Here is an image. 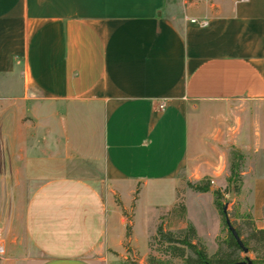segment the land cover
<instances>
[{
  "label": "crops",
  "instance_id": "0c3cea01",
  "mask_svg": "<svg viewBox=\"0 0 264 264\" xmlns=\"http://www.w3.org/2000/svg\"><path fill=\"white\" fill-rule=\"evenodd\" d=\"M230 149L264 157V0H0V264H126L121 192Z\"/></svg>",
  "mask_w": 264,
  "mask_h": 264
},
{
  "label": "rangeland",
  "instance_id": "374dc122",
  "mask_svg": "<svg viewBox=\"0 0 264 264\" xmlns=\"http://www.w3.org/2000/svg\"><path fill=\"white\" fill-rule=\"evenodd\" d=\"M240 151V150H239ZM243 153V151H242ZM251 170L250 176H264V157L260 155H249L242 159V163L237 169L239 179L242 182L241 173ZM226 177L222 176L218 181L200 179L196 182L187 181L182 173L177 175V190L174 192L167 183H148L141 189L139 200L136 197L141 185L135 184L132 189V197L126 195V191L121 192V199L129 206L127 210H121L125 217L124 236L122 239L123 248L125 249V263H138L142 260L145 262L146 256L151 253L157 256L152 249L148 247V240L154 235L155 229L160 225L164 230L175 231L182 229L185 223L192 225L195 229L196 236L205 248L207 254H212L216 248V242L225 237L226 230L223 227L221 219L213 205L212 191H219L222 195L221 202L226 206L228 220L234 221L237 217H243L249 213V194L241 186L234 190L232 186L227 185L228 176V159H225ZM249 176V175H248ZM203 181H209L211 191L200 194L192 192L186 187V183L199 184ZM136 194V195H135ZM182 204L184 207L183 222L178 221L171 210L175 204ZM118 202V200H117ZM148 230V238H146ZM0 263L1 258L5 256L2 238H0ZM253 258L252 255L248 256Z\"/></svg>",
  "mask_w": 264,
  "mask_h": 264
},
{
  "label": "trees",
  "instance_id": "16d2710c",
  "mask_svg": "<svg viewBox=\"0 0 264 264\" xmlns=\"http://www.w3.org/2000/svg\"><path fill=\"white\" fill-rule=\"evenodd\" d=\"M243 157L244 153L237 149H230L227 152L228 176L226 182L234 190H238L241 184L237 169L242 163ZM186 187L194 193H206L209 191V181L199 184L187 182ZM212 196L213 205L226 230L225 237L216 242L214 252L207 254L196 236L194 227L188 223H185L182 229L175 231L164 230L158 225L154 235L148 240L149 249H152L153 245L156 246L154 251L157 256L149 253L144 264H238L245 260L252 264H264V227L256 228L249 213L229 222L226 206L221 202V193L217 190L212 191ZM171 212L177 216L178 221L183 222L184 207L182 204H175ZM225 221H228L234 230L242 247L246 249V253H242L227 231ZM249 255H252L253 258L249 259ZM129 264L138 263L131 262Z\"/></svg>",
  "mask_w": 264,
  "mask_h": 264
},
{
  "label": "water",
  "instance_id": "95a60500",
  "mask_svg": "<svg viewBox=\"0 0 264 264\" xmlns=\"http://www.w3.org/2000/svg\"><path fill=\"white\" fill-rule=\"evenodd\" d=\"M209 191H211V188H209ZM225 207V206H224ZM226 223V228L227 231L230 233V235L232 236V238L234 239V241L236 242V244L238 245V247L241 249L242 253H246V249H244L238 239V237L236 236L234 230L232 229V227L230 226V224L228 223V221H225ZM238 264H252L250 261L245 260L243 262H240Z\"/></svg>",
  "mask_w": 264,
  "mask_h": 264
},
{
  "label": "built area",
  "instance_id": "2783aa9c",
  "mask_svg": "<svg viewBox=\"0 0 264 264\" xmlns=\"http://www.w3.org/2000/svg\"><path fill=\"white\" fill-rule=\"evenodd\" d=\"M191 22H194V21L191 20ZM163 108H164V103H160V104L158 105V110H159V111H162Z\"/></svg>",
  "mask_w": 264,
  "mask_h": 264
}]
</instances>
